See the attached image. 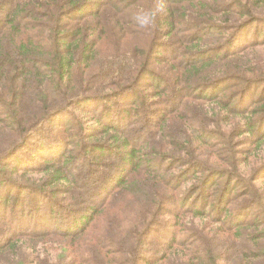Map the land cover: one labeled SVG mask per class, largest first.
<instances>
[{"label":"trees","instance_id":"16d2710c","mask_svg":"<svg viewBox=\"0 0 264 264\" xmlns=\"http://www.w3.org/2000/svg\"><path fill=\"white\" fill-rule=\"evenodd\" d=\"M260 47L264 0H0V264H264Z\"/></svg>","mask_w":264,"mask_h":264},{"label":"rangeland","instance_id":"374dc122","mask_svg":"<svg viewBox=\"0 0 264 264\" xmlns=\"http://www.w3.org/2000/svg\"><path fill=\"white\" fill-rule=\"evenodd\" d=\"M144 39H145V37H144ZM134 41L140 43V41H138L137 39L134 40ZM253 53H254L253 54V58L254 59L256 57L257 59H260V60H263L264 61V47H260V48L255 49V51H253ZM227 91H228V88H223L221 93L224 94ZM231 91L232 90H230V92ZM145 92L150 93L151 92V89L150 88H145ZM199 93H201V91H199ZM206 96H210V94L208 93ZM171 98H173V97H171ZM121 104H123V105H126V104L128 105L129 104V107L131 108V102L128 103V101H124V102H121ZM188 105L191 108H196V109L200 108L199 110H202V108H205L206 110H210L211 109V107L208 106V103H205V104L200 105L196 101H189L188 102ZM210 112L212 113V117H214V113H221L222 114L221 119L224 117V112L221 111V110H214V111H210ZM209 116H210V114H208V118H206V122H208L210 120V117ZM214 119L217 121V124H216V122H215ZM214 119H211L210 120L209 127L212 129V131H218V130L220 131L223 122H222V120H220V121L217 120L216 117ZM63 121H66L67 122V118H64ZM143 124L147 125V123H144V122H143ZM142 126H144V125H142ZM148 129H149V127H145L144 129L140 130V134L142 135V142H141V144L144 141H147L148 143H153V144H155V146H157L158 145L157 143H158L159 140L158 139H155L154 137H150L151 136V134H150L151 132L150 131L148 132ZM211 129H209V130H211ZM231 130H232V128L231 129H228V131H231ZM228 131L227 130L224 131V133H225V140H228L230 138L231 133H232V132H228ZM164 132H165V136H169L170 135V131L169 130L166 129ZM210 145L212 147V150L215 151V152H217V153L222 152L226 148V146H222L220 144L215 145L213 142H211ZM242 148H243L242 146L235 147V149H237V151H240ZM72 151L73 152H77L76 149H73ZM24 155H27V154H23L22 157ZM31 155H35V154L32 153ZM41 177H43V179L45 178V176H43V175L33 176V178H35V179H40ZM187 183L189 184L191 182H187ZM254 212L255 211H253L251 213V216L253 215Z\"/></svg>","mask_w":264,"mask_h":264}]
</instances>
